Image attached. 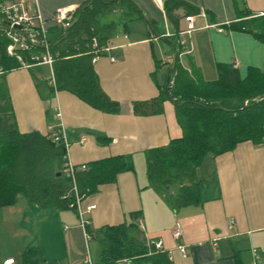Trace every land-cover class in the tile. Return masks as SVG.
<instances>
[{
	"label": "crops",
	"instance_id": "1",
	"mask_svg": "<svg viewBox=\"0 0 264 264\" xmlns=\"http://www.w3.org/2000/svg\"><path fill=\"white\" fill-rule=\"evenodd\" d=\"M16 1L24 2L31 13L38 9L49 41L55 45L60 41L57 35L66 30L53 21L56 9L75 10L88 0H4L3 3ZM136 1L143 7L142 13L148 15L154 31L144 16L132 20L133 25L128 27L125 6L103 14L99 18L101 22H113L103 46L108 49L92 61L101 88L119 102L120 109L103 111L67 90H53L48 83L52 66H20L4 72L14 126L20 132L37 129L42 133L63 126L67 140L64 150L74 163L116 154L131 155L133 168L121 171L114 180L100 183L95 192L84 198V203L96 204L89 215V229L97 240L102 226L128 221L129 211L141 210L138 222L143 224L139 225L144 235L150 240H161L162 248L168 251L174 264H238L239 260L252 264L253 248L257 251L258 264L264 252V140H243L231 150L206 155L196 168L202 180L199 204L174 208L168 198L177 191V184L165 190L155 188L146 171V154L141 176L136 168L135 159L148 148L181 134L171 100L164 101L160 111H136L133 104L156 99L159 85L166 81L176 55L175 29L182 30L186 25L185 7L174 9L172 19L168 17L164 3L171 0ZM183 1L198 10L188 12L195 15L197 27L185 35L184 49L188 52L181 49L178 54L179 64L189 74L195 72L203 80H214L219 63L233 64L241 77L251 67L264 70V41L253 31L230 27L231 22L239 20L238 10L249 13L245 18H263L264 0ZM41 66H47L49 76ZM97 134L107 139L100 141ZM207 157L210 164L205 163ZM203 164L208 168L202 170ZM0 215L12 227L17 222L22 224L23 217L43 218L41 223H36L38 228L36 225L28 226V230L21 228L17 234L20 242L29 238L20 246V255H15L17 243L11 248L0 246V264L7 257H13L14 264H24L23 253L29 246L36 249L37 264H82L86 250L90 251V240H85L73 208L43 206L18 194L13 203L0 205ZM177 220L182 225L179 238L172 234ZM179 244H186L185 255L180 252ZM99 252L100 246L98 258ZM98 258L93 260L97 262ZM121 259L117 264H122Z\"/></svg>",
	"mask_w": 264,
	"mask_h": 264
},
{
	"label": "trees",
	"instance_id": "2",
	"mask_svg": "<svg viewBox=\"0 0 264 264\" xmlns=\"http://www.w3.org/2000/svg\"><path fill=\"white\" fill-rule=\"evenodd\" d=\"M3 2L0 0V6ZM123 6L126 7L125 22L143 18L144 14L131 0L111 3L92 0L69 26L64 38L63 33H59L58 43L53 45L49 41L56 90H67L103 111L116 112L120 109L119 102L112 100L101 88L92 57L95 50L106 44L113 27V22H101L100 16L123 9ZM80 7L74 10L73 19ZM164 7L171 19V12L179 7L186 8L185 14L198 12L183 0L167 1ZM248 15L247 11L238 10L239 20L231 22L230 27L253 31L264 41V17L245 18ZM2 17L0 13V205L11 204L18 194H22L43 206L75 209L70 205L74 202L75 190L71 180L61 170L65 155L63 140H54L51 131L42 133L33 129L20 132L9 113L4 72L21 66L16 54L33 63L32 57L44 48L39 43H28L27 48L17 49L14 55H10L7 46L12 40ZM175 30L176 63L172 75L168 82L163 81L159 85L156 99L134 102L133 105L136 111H160L164 101L171 100L174 104L181 134L164 144L148 148L145 153L150 183L164 190L177 184V191L171 193L168 199L174 208H179L202 202V180L197 176L196 168L206 155L231 150L243 140H264V70L251 67L241 77L233 64L219 63L214 80H203L195 76V72L189 74L178 61L180 30ZM93 38L97 41L96 46H93ZM96 137L100 141L107 139L103 134ZM86 164L87 168L75 172V186L79 194H91L100 183L114 180L121 171L133 168L130 154L92 159ZM58 171H61L59 175ZM140 213L141 210H131L128 221L100 228L98 264H117L123 257H130L136 264H174L167 250L156 248L144 235L138 222ZM261 253L258 264H264V252ZM23 260L24 264L38 263L35 247L26 248ZM238 264L248 263L239 260Z\"/></svg>",
	"mask_w": 264,
	"mask_h": 264
},
{
	"label": "built area",
	"instance_id": "3",
	"mask_svg": "<svg viewBox=\"0 0 264 264\" xmlns=\"http://www.w3.org/2000/svg\"><path fill=\"white\" fill-rule=\"evenodd\" d=\"M0 13L3 15L2 19L5 22V26H7L8 35L11 38V43L7 46V52L10 55H14L17 49H24L28 47V43H39L43 46L44 50L38 54L34 55L32 59L35 62L28 63L22 59L20 55H17V59L21 62V66L23 67H30L36 64H46L50 67L52 66L53 62V55L49 49L50 42L47 36V30L45 26V21L41 17L38 9L36 8L34 12H30L29 8L25 6L24 2L13 3L10 5H1L0 6ZM74 9L60 7L57 8L54 16L53 21L56 25L61 28H68L73 21ZM199 15L204 16V12H200ZM195 15L194 14H185L183 16V21L185 22V28L179 31L180 35V50L184 49L186 43V37L188 33L195 30L197 27L194 22ZM17 25L18 27H15ZM17 30V31H15ZM15 31L16 33H14ZM97 45V41L93 38V46ZM108 48H101L100 50H95V54L92 57V61L102 54ZM185 51V49H184ZM188 52V51H185ZM112 61L116 60L115 57H110ZM48 83L55 89V79L53 73L48 79ZM57 115L60 114L59 110H57ZM51 137L54 140L62 139L65 146H67V140L65 136V130L63 126H60L58 129H53L51 131ZM264 137V136H263ZM87 168L86 162L81 163H74L70 160L67 153L65 152L64 159L62 162L61 170L63 171L64 175L67 176L73 185L75 190V198L74 202L70 205L75 207L77 216H78V224L81 226L85 240L88 241L92 237V233L89 229L90 224V213L95 208L96 204L94 202H87L84 203V198L88 196V194L83 193L79 194L76 186H75V172L77 169H85ZM233 222V219H230ZM142 226L143 224L139 222ZM175 238H179L182 235V225L180 220L175 222V227L172 232ZM150 242L154 243L155 247L158 249L162 248V241L161 240H150ZM178 248L182 255L186 254L187 248L186 244H179ZM255 251V258L252 261V264H256L257 262V251L256 248H253ZM122 264H136L132 261L130 257H123L121 259ZM4 264H14L13 257H7L4 259ZM82 264H98L95 262L90 254L89 249L86 250V253L83 258Z\"/></svg>",
	"mask_w": 264,
	"mask_h": 264
},
{
	"label": "rangeland",
	"instance_id": "4",
	"mask_svg": "<svg viewBox=\"0 0 264 264\" xmlns=\"http://www.w3.org/2000/svg\"><path fill=\"white\" fill-rule=\"evenodd\" d=\"M19 2L16 1V2L2 3V5L6 6V5L13 4V3H19ZM132 23H134V22L128 21L127 22L128 27H130L131 25H133ZM119 28L122 29L121 26H119ZM170 57H171V55H170ZM41 69L44 70V73L49 76V69L47 68V66H41ZM244 103H246V101H244ZM145 154L146 153L144 152V153H142V155L138 156L135 159V165H136L137 170L140 173V176L142 174V170L144 171V169H145L144 168L145 167V157L143 158V156H145ZM206 162L208 164H210V159L208 157L205 160V163ZM204 164H203L202 170H205V169L208 168V166H206ZM23 218H24V221H23L22 224H19L17 222L16 223V226L15 227H12V226H8V223L5 222L8 219H6L2 215H0V221L4 222V224H1L0 223V246H1V249L11 248L13 245H16V243H17V246L16 247H17L18 250L15 252V255L16 256L17 255H20V253L22 251V250H20V246L23 245L22 243L28 241V239H29V238L25 237V240H22L20 242V235L17 236V234H19L22 229L23 230H28L27 229L28 226L30 227V226L33 225V227H34V225H36V223H41V221L43 219L40 216L38 218L37 215H32L30 217H27V218L26 217H23ZM14 222H16V219H14ZM9 227H11V228H9ZM36 228H38V225H36ZM7 232H12V234L9 236V235H7ZM89 240H90L89 245H90L91 256H93V258L97 259L98 258V250H99V245H98L97 237L95 235H93V237H91ZM143 264H149V263L148 262H144Z\"/></svg>",
	"mask_w": 264,
	"mask_h": 264
},
{
	"label": "water",
	"instance_id": "5",
	"mask_svg": "<svg viewBox=\"0 0 264 264\" xmlns=\"http://www.w3.org/2000/svg\"><path fill=\"white\" fill-rule=\"evenodd\" d=\"M101 1H103V2H105V3H111V2H113V1H115V0H107V1L101 0ZM131 1H132L133 3H135V4L137 5V7H138L140 10L143 9V7H142V6H141L136 0H131ZM90 2H92V0H90ZM90 2H89V3H90ZM89 3H87L86 5L80 7V9L77 11V13H76V15H75V17H74L72 23L75 22V21L78 19L80 12H81L86 6H88ZM144 19H145V21H146L148 27H149L152 31H154L153 26H152V23L150 22V19H149V17H148L147 14H144ZM5 27L8 28L7 26H5ZM15 27H18V26L15 25ZM68 28H69V27H68ZM68 28L65 30V32H64L62 38H64V37L67 35V33H68ZM175 63H176V55L174 56L173 63H172V65L170 66V68H169V70H168V73H167V75H166V82H168V80H169V78H170V75H171V72H172V70H173V67H174ZM57 174H60V172H58Z\"/></svg>",
	"mask_w": 264,
	"mask_h": 264
}]
</instances>
